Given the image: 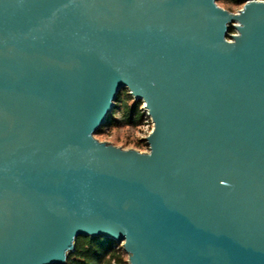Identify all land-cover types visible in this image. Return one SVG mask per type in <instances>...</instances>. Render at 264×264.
I'll return each instance as SVG.
<instances>
[{
  "label": "water",
  "instance_id": "1",
  "mask_svg": "<svg viewBox=\"0 0 264 264\" xmlns=\"http://www.w3.org/2000/svg\"><path fill=\"white\" fill-rule=\"evenodd\" d=\"M218 1L0 0V264H264V0ZM125 88L148 151L96 137Z\"/></svg>",
  "mask_w": 264,
  "mask_h": 264
},
{
  "label": "trees",
  "instance_id": "2",
  "mask_svg": "<svg viewBox=\"0 0 264 264\" xmlns=\"http://www.w3.org/2000/svg\"><path fill=\"white\" fill-rule=\"evenodd\" d=\"M232 4L243 6L246 0H226ZM230 33H234V26H230ZM147 112L143 100L136 99L127 88L122 89L116 100L108 120L96 135L111 133L114 129L139 128L145 121ZM136 147L142 150L149 148L145 138H136ZM67 264H130L128 254L123 245L116 240L103 236H79L75 249L69 254Z\"/></svg>",
  "mask_w": 264,
  "mask_h": 264
},
{
  "label": "rangeland",
  "instance_id": "3",
  "mask_svg": "<svg viewBox=\"0 0 264 264\" xmlns=\"http://www.w3.org/2000/svg\"><path fill=\"white\" fill-rule=\"evenodd\" d=\"M218 3L222 7L229 9L233 12H236L240 8H242V6L232 4L231 2L226 0H219ZM149 130H151V128ZM149 130L142 129L140 127L136 129L125 127L120 129H114L111 133L96 135V137L101 141L111 142L123 148H137L135 139L147 135ZM137 149L142 150L140 148ZM142 151H146V150H142Z\"/></svg>",
  "mask_w": 264,
  "mask_h": 264
},
{
  "label": "built area",
  "instance_id": "4",
  "mask_svg": "<svg viewBox=\"0 0 264 264\" xmlns=\"http://www.w3.org/2000/svg\"><path fill=\"white\" fill-rule=\"evenodd\" d=\"M153 127H154V123L152 121V118L147 113L146 119H145L144 123L140 126V128L147 129V130H149L151 128V130H149L148 131V134L147 135H144L143 138H146L149 135V133L152 131ZM148 150H149V148L146 149V151H148Z\"/></svg>",
  "mask_w": 264,
  "mask_h": 264
}]
</instances>
